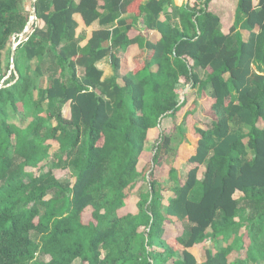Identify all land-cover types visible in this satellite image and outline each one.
Wrapping results in <instances>:
<instances>
[{"label":"trees","instance_id":"trees-1","mask_svg":"<svg viewBox=\"0 0 264 264\" xmlns=\"http://www.w3.org/2000/svg\"><path fill=\"white\" fill-rule=\"evenodd\" d=\"M169 1L35 0L43 26L13 51L39 63L50 59L52 73L35 102L32 77L13 62L10 68L12 37L23 31L32 5L0 0V264H231L234 246L245 256L232 264L264 262V0H237L227 34L207 10L210 0L173 9L179 22L170 15L160 21ZM74 13L86 26L116 24L93 31L81 47ZM124 13L146 18L157 37L133 29ZM131 46L132 68L122 73L117 52ZM104 57L113 72L107 79L96 66ZM181 83L195 89L198 102L208 101L212 120L179 134L174 148L161 131L148 153L150 129L183 108V117L192 112V92L179 102ZM43 102L25 128L9 123V115ZM53 150L54 161L74 172L70 185L53 175L56 165H41ZM163 158L164 184L153 177ZM139 177L148 189L132 204ZM170 223L185 236L162 238ZM208 240L222 250L205 249L199 263L191 249Z\"/></svg>","mask_w":264,"mask_h":264},{"label":"rangeland","instance_id":"rangeland-1","mask_svg":"<svg viewBox=\"0 0 264 264\" xmlns=\"http://www.w3.org/2000/svg\"><path fill=\"white\" fill-rule=\"evenodd\" d=\"M232 1L235 0H230V3H232ZM24 5L26 7V9H30L31 5H32V0H24ZM36 25L39 26H43V23L41 22V20H37ZM143 21V24L146 25L147 24V19L142 18L141 20H135V24L136 25H141ZM115 25V23L109 24V25H105V26H101L104 28H111ZM100 26V25H99ZM228 27V26H227ZM86 30L79 32L78 29H75L76 35L78 37V39L80 40V42L78 43V45L82 46L85 42V36H86ZM244 32H246L245 30H243ZM225 32L227 34L228 29H225ZM83 37V38H80ZM61 46L57 47V51L60 49ZM117 55L120 56L121 53L117 52ZM12 62L16 65V67H18L20 69V71L23 74H27L30 77H32L34 85H35V90L33 92V100L36 102L38 100V90L39 87H41L42 85V80L44 79V75H51L50 73H52L51 71L48 70L49 64H50V59L46 56L45 59L39 63L36 59H27L24 55L23 52L21 50V48L15 52L13 54V59L11 61L10 59V63H11V68H13ZM96 65H98L97 67L99 69H101L102 71H108V74H104L103 75V79H107L108 77H110L111 75V70H110V66H109V62L107 59L103 60L101 59L100 61L96 62ZM194 72H196L198 74V76L200 78H205L206 76V71L204 69L201 68H196L193 69ZM14 73L17 75V72L14 71ZM81 73L82 70L80 68H78V72L77 75L79 77H81ZM56 76L59 75V71L57 70V72L54 74ZM176 92L178 94V99L179 102L182 101L183 99V94L187 93V92H192L193 95L191 96V98L189 100H187V104L186 106L190 105V103H193V109L192 112L189 116L187 117H183V111L185 108H183V110L181 109L177 115L170 117V118H164L159 127L154 129L153 134L150 135L149 139L146 140L145 144H144V149L146 152L148 153H152V151L154 150V147L158 141V136L159 133L161 131H163L165 134L169 135L172 139V143L171 146L174 148L178 142L179 139V134L181 133H193V128L195 126L201 127V128H206L211 120H212V114L209 108V103L208 101H206L205 103L203 102H198V96L197 93L195 91V89H191L189 84H178L176 86ZM46 108L45 102H43L41 105L38 106H33L31 104L27 105L26 108V113L25 115L21 112L17 113L16 115H9L8 116V120L9 123H14L15 125H17L20 128H25L26 125L33 119V117L37 114L42 112L44 109ZM62 115L65 118H69V106L68 104L63 105L62 109H61ZM159 128V129H158ZM83 140L84 138H82L81 143L79 145V152H81L84 148V144H83ZM54 153L55 150H53V152L50 153V157L47 160H44L41 165L44 166V168L48 169L50 167H53L52 164L56 165L57 168H54L53 170V175L58 179V181L60 183H62L63 185H70L71 182L73 181V175L74 172L72 170V168H62L65 165V161H63L62 159L59 161H54ZM164 158L162 159V161H160V164L157 165L156 167H153V177L156 178L159 182H161L162 184H164V181L166 179V166L163 163ZM144 165V161L141 160L138 163V169H141ZM203 166L200 169L199 172V180H201L202 176H201V172L203 171ZM26 172H32L33 174H37V169L35 168H29L26 167L25 168ZM148 177V176H147ZM149 178V177H148ZM148 189L147 186V181L146 179L139 177L135 186L133 187V189L130 191V201L131 203H135L138 200L139 194L146 192ZM51 194H48L46 196L45 199L49 198ZM165 196L168 195V193H164ZM165 200H167V197H165ZM165 202V201H164ZM124 210V209H122ZM165 226V225H164ZM176 236H180V237H184L185 233L184 231L181 229L180 226H178V224H172V225H168L167 229L164 230V233L162 235V238L167 239V238H173ZM231 242V239L228 240V243ZM221 243H213L212 241L208 240L206 241L202 247L199 248H192L191 252L193 253V255L195 256L197 262H202L204 260V250L205 249H209L212 253L216 254L218 251L222 250V244ZM155 250H159L154 248ZM103 254V252H102ZM245 256V250L244 249H238V247L234 246L233 251L231 252V255L229 257L228 263L232 264V261L235 259H243ZM36 260H44L46 259L45 256L43 255H37ZM172 262L168 261L166 263H162V264H171ZM71 264H80V260L79 259H75ZM85 264V263H83ZM251 264V263H249ZM255 264H264V262L262 261H257Z\"/></svg>","mask_w":264,"mask_h":264},{"label":"crops","instance_id":"crops-1","mask_svg":"<svg viewBox=\"0 0 264 264\" xmlns=\"http://www.w3.org/2000/svg\"><path fill=\"white\" fill-rule=\"evenodd\" d=\"M145 1L146 0H141V3H144ZM194 2H196V0H171L163 6L162 12L159 15L158 19L160 21H165L166 15H170L172 22H179L177 17L175 15H173L174 14L173 9L180 7V5H182L183 3H186L189 6H192ZM236 2H237V0L232 1V3H230V0H210L208 5H207V10L219 19L220 31L223 34H226L225 29H228V32H229V28L231 27V25L233 23ZM256 2H257V0H253V4H256ZM120 18L126 19V21L131 24L133 29L140 30L143 33V35H145V36L150 37L153 35V36L157 37V35H158L157 30H153L154 28H148L146 25L143 24V21H142L141 25L135 24L134 21L135 20L136 21L141 20L143 18L142 16L137 18V19H134L132 13H124V14L120 15ZM73 19L77 24L76 29H78L79 32L86 30L85 31L86 32L85 42L82 46L80 45L81 47H83L87 43V41L91 37L93 31L104 28V27H101V25L99 26L97 21L93 22L89 26H86L79 13H74ZM144 19H146V18H144ZM114 23L116 24V22H114ZM242 33H243V39H246L247 33L244 31ZM75 36L77 37L76 32H75ZM80 38H83V37L80 36ZM136 52H137V48L135 46L128 47L124 52H120L121 55L119 56V58H120V66H121V72L122 73H127L132 68V57L135 55ZM104 59H107L109 62L108 57H104ZM102 60H103V58H102ZM96 66H98V65H96ZM109 66H110V70H111V75H110V77H111L113 72L111 69L110 62H109ZM102 72H103V74H102V79H103L104 78L103 75L108 74V71H102ZM153 132H154V129H150L148 131L147 139H149L150 135L153 134ZM165 197H167V196H165ZM172 224L173 223L165 224V226H164L165 230L167 229L168 225H172Z\"/></svg>","mask_w":264,"mask_h":264},{"label":"built area","instance_id":"built-area-1","mask_svg":"<svg viewBox=\"0 0 264 264\" xmlns=\"http://www.w3.org/2000/svg\"><path fill=\"white\" fill-rule=\"evenodd\" d=\"M36 23L37 21H36L35 12L33 11L32 8L28 22L24 27L23 31L20 34H17L16 36L12 37V47L13 46L16 47L19 43L25 41L27 39V36L33 31L34 26H37Z\"/></svg>","mask_w":264,"mask_h":264},{"label":"water","instance_id":"water-1","mask_svg":"<svg viewBox=\"0 0 264 264\" xmlns=\"http://www.w3.org/2000/svg\"><path fill=\"white\" fill-rule=\"evenodd\" d=\"M34 2H35V0H32V8H33V11L35 12ZM14 49H15L14 46L11 47V61H12V59H13V54H14L13 51H14ZM10 68H11V66H10Z\"/></svg>","mask_w":264,"mask_h":264}]
</instances>
